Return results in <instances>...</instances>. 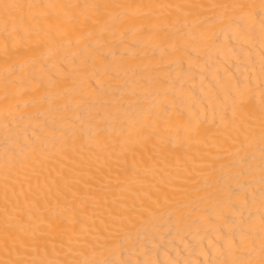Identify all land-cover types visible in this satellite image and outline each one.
Masks as SVG:
<instances>
[{"label": "bare ground", "instance_id": "bare-ground-1", "mask_svg": "<svg viewBox=\"0 0 264 264\" xmlns=\"http://www.w3.org/2000/svg\"><path fill=\"white\" fill-rule=\"evenodd\" d=\"M0 264H264V0H0Z\"/></svg>", "mask_w": 264, "mask_h": 264}]
</instances>
